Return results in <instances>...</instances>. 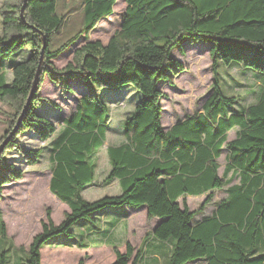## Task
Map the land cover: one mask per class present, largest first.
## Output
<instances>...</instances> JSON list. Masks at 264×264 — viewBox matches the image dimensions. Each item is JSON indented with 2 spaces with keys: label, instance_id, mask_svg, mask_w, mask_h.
Returning a JSON list of instances; mask_svg holds the SVG:
<instances>
[{
  "label": "trees",
  "instance_id": "trees-1",
  "mask_svg": "<svg viewBox=\"0 0 264 264\" xmlns=\"http://www.w3.org/2000/svg\"><path fill=\"white\" fill-rule=\"evenodd\" d=\"M125 2L121 29L104 44L90 36L102 19L113 14L117 0H81L82 24L65 38L60 36L70 13L59 10V0L5 1L0 99L13 103L16 111L0 137V143L7 139L0 152V194L12 178L23 174L7 157L10 150L18 151L28 163L43 155L41 148H26L18 140L22 134L36 132L42 141L50 138L44 145L52 170L50 188L67 203L69 211L59 223L48 215V222L28 248L13 245L0 216V264L18 260V264H42V248L49 243L79 249L108 244L115 255L110 264H141L151 244L169 246L170 264L196 260L264 264V0ZM82 38L85 43L74 49L64 66L54 64ZM185 39L190 43L204 40L215 68L239 63L256 70L261 79L258 99L249 105L239 103L238 98L224 93L216 77L203 110L165 128L162 99L166 93L161 84L170 85L184 71L173 50L181 45L184 52ZM26 43L30 54L8 62L13 73L8 80L6 62L19 55ZM43 47L39 88L19 123ZM47 78L71 94L78 92L75 80L81 85L75 111L59 117L58 127L49 116L51 111H40L43 103L60 108L42 94ZM128 86L136 93L133 101L127 99L133 108L121 123L124 140L107 147L111 168L105 182L117 179L121 191L87 199L83 192L94 184L96 154L105 144L107 132L115 127L110 106L104 101L105 91L112 90L111 96L114 90ZM123 98L111 100L117 103ZM235 103L243 106L237 108ZM235 127L237 134L229 140L228 133ZM223 152L226 164L220 174ZM235 179L238 182L233 183ZM225 186L227 195L216 202L214 210L197 217ZM202 194H206L205 204L191 209L185 197ZM129 207H145L149 217L158 219L151 233L154 242L149 243L151 236L147 235L136 254L129 242L119 248L122 242L113 234ZM54 236L58 237L52 239ZM21 250H28L27 259L17 256Z\"/></svg>",
  "mask_w": 264,
  "mask_h": 264
},
{
  "label": "rangeland",
  "instance_id": "rangeland-1",
  "mask_svg": "<svg viewBox=\"0 0 264 264\" xmlns=\"http://www.w3.org/2000/svg\"><path fill=\"white\" fill-rule=\"evenodd\" d=\"M5 1L0 0V33L2 32V8ZM126 5L125 0H117L113 14L108 18L102 19L97 24L90 38L94 40L99 39L104 44L108 43L109 39L121 29ZM58 8L62 12L70 13L67 28L60 36L61 38H65L76 31L82 24L81 0H59ZM80 40L79 44L73 47L72 52H65L60 58L54 60V64L58 67L64 66L73 57L74 49L85 43L83 38ZM190 41V39L183 41V45L185 46L184 52L181 50V45H178L173 50V56L183 62L185 67L184 71L179 72L177 76L173 77V82L170 85L167 83L163 84L164 82L161 84L162 89L166 93L162 99V123L167 129L178 119L185 118L188 115L196 114L203 110V105L213 91V84L215 83L216 77H219V83L224 93L238 98L239 103L249 105L258 99L261 79L256 70L244 68L239 63L230 65L220 64L215 68L214 59L209 51L210 46L205 44L204 40L196 41V43H190ZM206 42L209 43L208 41ZM19 51L17 52L18 54L20 53L19 55L14 54L6 62L8 80L13 78L12 67L8 65L10 64L8 62L13 61L16 56H25L24 58L26 59L30 54L29 43H26ZM74 86L78 92L71 94L69 92H63L60 84L57 85L48 78L43 84L42 94L57 102L60 108L56 106L52 108L50 104L43 103L40 111L42 113L51 111L49 116L53 122L58 124L57 127L60 125V122L57 121L59 117L68 116L76 109L81 85L79 81L75 80ZM111 91H105V99L102 96L103 91H101L100 97L109 104L112 123L117 128L113 127L112 131L108 132L105 144L96 154V178L94 184L88 186L83 193L90 200L107 194H117L121 191L117 180L105 182V178L111 168L107 147L110 144H117L124 139L121 123L133 108L128 100L133 101L136 92L133 86H128L121 90L116 89L114 90V94L110 96L109 93ZM120 96L124 98L117 103L111 100L114 97ZM239 103H235L234 106L237 108L243 106ZM15 111V105L13 103L0 99V137L6 132L8 123ZM27 133L29 134H22L18 138L19 142L26 148H41L43 155L37 162L28 163L18 151L11 152L10 150L7 153V157L11 158V162L17 168L22 169L23 174L19 179L12 178L3 187L0 194V216H2V219L6 223L8 236L13 240L15 247L23 246L25 248L29 247L33 237L42 230L44 222H48V215L54 223H59L64 218L66 212L69 211L67 203L58 198L50 188L52 173L48 155L49 149L45 147L49 143L50 138L42 141L38 136H35L36 132ZM236 133L237 129L231 130L228 134V139L234 138ZM219 162L221 164L219 173L222 174L226 164V152H223L219 158ZM235 182H238V180H233V183ZM226 187L217 190L209 204H205L206 194L187 195L185 199L188 206L193 210L205 204L203 213L197 216L201 217L203 214H210L214 210L216 202L227 195ZM154 223L155 218L149 217L147 210L144 208L132 210L117 228V238L122 242L119 248L124 249L126 242H129L134 247L136 254L144 238L147 235L151 236ZM57 237L54 236L52 239H56ZM150 242H154L152 236ZM49 244H46L42 248V264H80L81 260L83 264H110L115 257L112 246L103 243L96 244L88 249L62 245L52 246ZM151 245L149 247L150 249L144 252L141 264H170L169 246L161 245L157 247L154 244ZM19 255L22 259H27L29 256L28 250L19 251L17 256ZM18 262L19 260L17 263H11L10 261L9 264H18ZM189 264H205V261L196 260Z\"/></svg>",
  "mask_w": 264,
  "mask_h": 264
},
{
  "label": "water",
  "instance_id": "water-1",
  "mask_svg": "<svg viewBox=\"0 0 264 264\" xmlns=\"http://www.w3.org/2000/svg\"><path fill=\"white\" fill-rule=\"evenodd\" d=\"M25 1V3H26V0H24ZM24 3V5L22 6V12L24 11V9H25V7H26V4ZM43 40H46V37L45 36H43ZM43 60H44V47H43V49L41 50V55H40V63H39V65H38V69H37V71H36V74H35V78H34V81H33V84H32V88H31V90H30V93H29V95H28V97H27V100H26V103H25V105H24V108H23V110H22V113H21V115L19 116V118H18V122L20 123L21 122V120H22V117H23V115L25 114V112L27 111V109H28V106L30 105V102H31V100L33 99V97H34V93L37 91V89L39 88V82H40V74H41V71H42V62H43ZM18 123H17V125H16V127L14 128V130L12 131L13 133L18 129ZM6 142H7V139L0 145V152L2 151V149L4 148V146H5V144H6ZM155 229V228H154ZM153 229V230H154Z\"/></svg>",
  "mask_w": 264,
  "mask_h": 264
},
{
  "label": "crops",
  "instance_id": "crops-1",
  "mask_svg": "<svg viewBox=\"0 0 264 264\" xmlns=\"http://www.w3.org/2000/svg\"><path fill=\"white\" fill-rule=\"evenodd\" d=\"M233 129H237V127H235V128H233ZM232 129V130H233ZM109 131H112V129L111 130H109ZM108 131V132H109ZM231 131V130H230ZM229 131V132H230ZM108 132H107V134H108ZM229 134V133H228ZM237 134V133H236ZM233 139V138H232ZM107 140V139H106ZM124 140V139H123ZM118 144V143H117ZM111 145V144H110ZM51 173H52V170H51ZM51 177H52V175H51ZM51 180V179H50ZM117 180V179H116ZM118 181V180H117ZM119 183V182H118ZM84 193V192H83ZM58 197V196H57ZM182 199V197L180 198V201H182L181 200ZM139 208H144L145 210H147L145 207H139ZM139 208H133V207H129L128 208V211H127V215L126 216H123L122 218H121V221L116 225V227L114 228V236H115V239L118 241L119 239L117 238L118 236H117V228L119 227V225L123 222V220L125 219V218H127L128 217V215L131 213V211L132 210H138ZM157 222H158V219L157 218H155V223H154V225H153V227H152V231H153V229L155 228V226H156V224H157Z\"/></svg>",
  "mask_w": 264,
  "mask_h": 264
}]
</instances>
